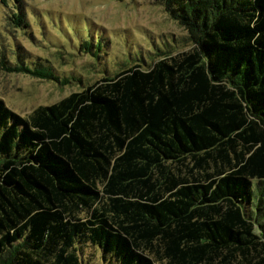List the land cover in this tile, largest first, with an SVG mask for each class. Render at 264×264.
Returning <instances> with one entry per match:
<instances>
[{
	"label": "trees",
	"instance_id": "trees-1",
	"mask_svg": "<svg viewBox=\"0 0 264 264\" xmlns=\"http://www.w3.org/2000/svg\"><path fill=\"white\" fill-rule=\"evenodd\" d=\"M156 1L190 47L26 116L0 97V264H264V0Z\"/></svg>",
	"mask_w": 264,
	"mask_h": 264
},
{
	"label": "rangeland",
	"instance_id": "rangeland-1",
	"mask_svg": "<svg viewBox=\"0 0 264 264\" xmlns=\"http://www.w3.org/2000/svg\"><path fill=\"white\" fill-rule=\"evenodd\" d=\"M17 6L29 27L12 22ZM187 34L156 0H0V57L13 64L19 49L29 62L51 64L60 76L80 78L60 85L0 68V97L26 116L34 106L56 102L104 74L134 63L146 67L163 51L190 47ZM85 42L97 48V55Z\"/></svg>",
	"mask_w": 264,
	"mask_h": 264
}]
</instances>
